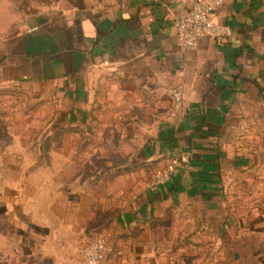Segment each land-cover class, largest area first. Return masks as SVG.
<instances>
[{"label": "crops", "instance_id": "0c3cea01", "mask_svg": "<svg viewBox=\"0 0 264 264\" xmlns=\"http://www.w3.org/2000/svg\"><path fill=\"white\" fill-rule=\"evenodd\" d=\"M190 1L0 0V99L48 87L77 143L113 127L99 141L133 155L1 167L0 264H76L99 233L112 254L123 243L138 253L154 227L212 264H264V194L249 191L264 144V0H225L215 19L232 35L184 49L174 17ZM173 157V178L152 187ZM247 203L258 212L239 214Z\"/></svg>", "mask_w": 264, "mask_h": 264}, {"label": "rangeland", "instance_id": "374dc122", "mask_svg": "<svg viewBox=\"0 0 264 264\" xmlns=\"http://www.w3.org/2000/svg\"><path fill=\"white\" fill-rule=\"evenodd\" d=\"M45 92L49 94L48 87ZM45 92L35 95L33 90L15 88L10 90L7 99H0V178L1 167H66L76 163L78 166L97 167L122 166L131 162V154L123 156L119 153L114 157L113 142L99 141V135H113V127L97 126L85 136L87 139L84 143H77L71 137L75 132L67 126L64 109H58L59 97L56 99L49 95L42 96ZM131 146L130 142L126 143V148ZM262 147L260 158L250 171L254 184L249 191L255 190L251 192L250 198L264 194L259 191L264 187V144ZM3 152L9 154L1 155ZM101 156L106 158L102 159ZM258 161L260 163L257 166ZM13 176L15 175L11 174ZM239 193L241 192L235 190L234 197ZM235 209L244 215L258 212L251 203L244 207L236 206ZM232 225L237 226L239 223ZM151 231L154 232L153 239L138 240L143 243L138 253L131 251L128 243H123L119 245L120 249L116 253L112 254L110 251L101 264L109 260L118 264H212L209 255L196 254L195 249L189 245L185 250H179L176 239L161 238L162 229L156 230L154 227ZM151 242L154 243L153 248H150ZM165 243L167 247H163Z\"/></svg>", "mask_w": 264, "mask_h": 264}, {"label": "built area", "instance_id": "2783aa9c", "mask_svg": "<svg viewBox=\"0 0 264 264\" xmlns=\"http://www.w3.org/2000/svg\"><path fill=\"white\" fill-rule=\"evenodd\" d=\"M225 0H191L181 4L175 13L174 27L179 42L184 49H194L203 35L222 40L232 35L230 26L221 24L215 19L216 10ZM176 102H180L182 95L174 90ZM180 160L173 157L166 166L159 168L152 178V187L166 185L174 176ZM111 251L108 237L99 233L93 240L81 246L78 251L76 264H101Z\"/></svg>", "mask_w": 264, "mask_h": 264}]
</instances>
